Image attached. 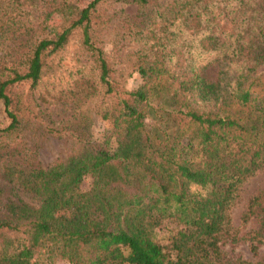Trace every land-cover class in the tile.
Here are the masks:
<instances>
[{
    "label": "trees",
    "instance_id": "trees-1",
    "mask_svg": "<svg viewBox=\"0 0 264 264\" xmlns=\"http://www.w3.org/2000/svg\"><path fill=\"white\" fill-rule=\"evenodd\" d=\"M73 38L86 61L55 88L42 77ZM47 136L68 145L37 167ZM258 170L264 0H0V264H264L220 249L264 244V186L241 218L256 229L237 237L227 215ZM163 220L181 225L167 245L153 233Z\"/></svg>",
    "mask_w": 264,
    "mask_h": 264
},
{
    "label": "rangeland",
    "instance_id": "rangeland-1",
    "mask_svg": "<svg viewBox=\"0 0 264 264\" xmlns=\"http://www.w3.org/2000/svg\"><path fill=\"white\" fill-rule=\"evenodd\" d=\"M87 0H82L86 2ZM124 11L133 15L136 13V8L133 5H127L124 7ZM53 22H58V18L53 17ZM129 46V45H127ZM104 50L109 56L108 59L112 62L113 67L121 73L124 80V85L127 88H133L139 83L138 75L129 66V61L124 57V48L114 49L110 43H106ZM123 54V56H122ZM85 58L78 51L76 40L73 38L69 40L63 49L52 59L51 69L46 71L42 77V80L46 83H50L55 88L66 87L70 82V77L73 75L79 66L83 63ZM203 76L208 81H213L217 76V67L211 64L206 66L202 71ZM153 119L148 118L146 123H153ZM105 124L98 118H94L89 127V132L93 137H100ZM68 145V142L63 139H57L47 136L39 144L36 151V158L34 163L37 167H45L57 156H62ZM264 186V170H258L251 176L243 180L234 192L233 199L227 209L228 224L231 231L235 233L237 237L246 234L249 230L256 229L258 221L254 218L249 219L246 222H242V215L246 210L249 198L256 194ZM86 187V183H82V188ZM181 225L177 224L173 220H163L159 225L154 227V238L162 245H167L169 242V236L175 233ZM223 259L234 260L241 258L250 262L264 261V244L258 245L255 253H252L249 249L248 242L237 241L231 243L226 240L221 244ZM50 264H68L62 260H55Z\"/></svg>",
    "mask_w": 264,
    "mask_h": 264
}]
</instances>
